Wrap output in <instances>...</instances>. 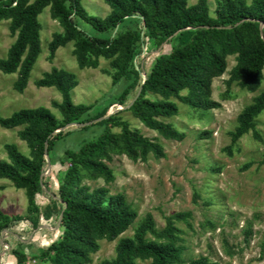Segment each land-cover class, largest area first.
<instances>
[{
  "label": "trees",
  "instance_id": "trees-1",
  "mask_svg": "<svg viewBox=\"0 0 264 264\" xmlns=\"http://www.w3.org/2000/svg\"><path fill=\"white\" fill-rule=\"evenodd\" d=\"M189 1L105 0L111 13L101 18L89 13L83 0H0V24L9 20L10 30L16 35L7 57L0 58V72L18 73L14 84L18 92L27 89L42 54L43 27L39 17L48 7L52 18L64 28L63 33L53 35L49 44L52 55L73 41L81 68L97 67L100 57L113 58V83L126 81L119 97L109 101L97 115L87 117L91 106L76 105L72 98V91L79 84L77 75L53 68L36 84L56 88L61 94L62 101L54 106L62 120L47 107L23 109L10 117L0 113V126L23 127L19 136L31 149V156H27L16 144H8V160L0 161V178L9 179L16 188L25 190L28 198L26 217L9 215L0 207V264L11 256L15 264H27L26 247L35 245L31 242L34 231L59 233L38 255L52 264H90L103 239H119L117 255L99 264H137V259L152 260V264L182 263V230L175 221L184 220L188 213L168 217L162 230L156 229L153 215L148 214L133 237L120 238L136 222L137 211L123 194L110 196L106 187L91 190L82 184V178L85 171L90 178L114 181V172L107 164L112 153L144 162L151 153L157 158L165 156L161 145L132 130L127 122L114 120L110 107L118 110L123 106L165 139L181 141L185 133L164 122L179 114V107L171 98L193 108L219 107L220 103L210 99L212 85L215 78L225 74L228 56L237 55L228 86L236 82L250 92L262 86L264 0H218L215 16L208 0H199L194 5H189ZM79 20L101 35L118 31L109 37L88 34L80 29ZM168 46L170 51L166 52ZM185 90H189L187 96L182 95ZM149 94L160 99L147 98ZM263 112L264 91L239 114L233 142L250 131L260 139L256 118ZM112 123L122 128L120 134L104 130L96 140L67 149L66 159L61 160L67 167L59 173L57 181L46 174L50 165L56 164V149L62 140ZM39 197L44 199L42 204ZM23 223L26 227L22 229ZM149 234L155 239H148ZM188 264L220 263L201 256Z\"/></svg>",
  "mask_w": 264,
  "mask_h": 264
},
{
  "label": "rangeland",
  "instance_id": "rangeland-1",
  "mask_svg": "<svg viewBox=\"0 0 264 264\" xmlns=\"http://www.w3.org/2000/svg\"><path fill=\"white\" fill-rule=\"evenodd\" d=\"M199 0H190L189 5ZM218 0H208L211 14L215 16ZM249 2L251 0H248ZM84 7L92 15L106 18L111 13L105 0H83ZM42 24V54L31 74L27 89L20 93L15 87L18 73L0 72V113L10 117L23 109L47 107L60 120L62 116L54 106L61 102L62 96L56 88L39 87L37 81L53 68L63 69L77 75L79 84L72 91L76 105L91 106L87 117H93L102 111L109 101L119 97L126 86V81L113 83V58L100 57L97 67L79 66L74 54L75 42L50 52L49 44L55 33H63L64 28L59 20L51 16L50 7L40 15ZM82 31L101 35L94 31L83 20L78 21ZM128 30V29H125ZM122 30V31H125ZM111 31L101 36H115ZM16 35L10 30V21L0 24V58H6ZM166 52L170 47H166ZM236 56L227 58V70L224 75L213 80L211 100L220 106L211 110L193 108L178 98H171L179 107V114L164 119L182 133L181 141L165 139L157 131L146 127L131 111L123 106L110 107L114 120L127 122L132 130L138 131L161 145L165 156L157 158L153 153L148 161H133L126 155L112 153L107 164L112 168L115 180L107 182L104 178H90L83 171L82 184L91 190L106 187L109 195L123 194L127 202L138 213L136 222L120 238L133 237L140 223L148 214H152L156 229L166 227L167 218L178 213H188L184 220L175 221L182 230L181 245L184 247L182 263L188 264L201 256L220 264H264V112L256 118L257 138L253 131L233 142L232 134L238 127V116L254 102L264 91L262 86L256 92L241 88L236 82L228 86L230 72L236 65ZM151 63L149 64L150 67ZM189 90L182 92L187 96ZM147 98L160 99L149 94ZM124 108V109H123ZM23 127L6 129L0 126V161L8 160L6 145L16 144L20 151L31 156V149L23 141L19 132ZM104 130L120 134L118 125L97 126L87 131L77 132L62 140L56 149L55 165L46 174L57 181V176L65 171L61 163L66 159L65 151L78 148L84 142L96 140ZM43 203L42 197L38 198ZM0 207L9 215H28V198L25 190L15 187L12 181L0 178ZM23 223L21 228H25ZM49 230H55L49 227ZM59 233L53 234L34 231L27 246V264H52L39 258L42 247L50 245ZM148 239H155L152 234ZM119 239L99 241L100 249L92 255L93 262L99 264L105 259H114ZM137 264H152V260H136ZM9 257L5 264H15Z\"/></svg>",
  "mask_w": 264,
  "mask_h": 264
},
{
  "label": "water",
  "instance_id": "water-1",
  "mask_svg": "<svg viewBox=\"0 0 264 264\" xmlns=\"http://www.w3.org/2000/svg\"><path fill=\"white\" fill-rule=\"evenodd\" d=\"M140 94H141V91L138 93V96H137L136 99H138V97L140 96ZM136 99L133 101L132 105L134 104V102L136 101ZM123 109H124V108H123ZM87 124H88V123H87ZM79 126H84V124H80ZM46 152H47V150H46ZM50 168H51V165H50Z\"/></svg>",
  "mask_w": 264,
  "mask_h": 264
}]
</instances>
